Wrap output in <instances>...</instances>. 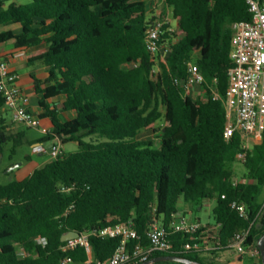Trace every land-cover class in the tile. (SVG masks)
I'll use <instances>...</instances> for the list:
<instances>
[{"label":"trees","instance_id":"obj_1","mask_svg":"<svg viewBox=\"0 0 264 264\" xmlns=\"http://www.w3.org/2000/svg\"><path fill=\"white\" fill-rule=\"evenodd\" d=\"M162 1L176 23L174 32L163 29L162 42L170 47L166 61L147 49L153 19L143 0H0V27L21 29L0 32V60L47 46L34 62L49 76L32 78L42 117L52 128L36 142L53 145L59 138L62 145L79 147L68 154L61 148L27 178L0 185V264L87 261L84 248L63 251L62 237L70 232L90 233L93 258L107 261L120 240L102 238L100 231L128 221L144 244L151 223L168 230L175 249L152 258L213 264L234 233L248 228L247 244L258 247L264 234V133L246 150L244 162L238 160L242 134L224 136L232 26L251 20L247 0ZM190 62L200 67L205 89H215L219 98L194 100L177 84L187 77ZM5 108L0 93V157L10 144L16 155L26 140L24 131H13ZM60 113L73 117L63 121ZM145 133L153 136L142 138ZM237 162L245 169L241 178ZM206 200L216 203L221 246L209 254L183 252L198 234L174 233L170 223L181 212L180 203L195 213ZM233 202L247 206V217Z\"/></svg>","mask_w":264,"mask_h":264},{"label":"built area","instance_id":"obj_2","mask_svg":"<svg viewBox=\"0 0 264 264\" xmlns=\"http://www.w3.org/2000/svg\"><path fill=\"white\" fill-rule=\"evenodd\" d=\"M247 5L251 20L236 22L232 26V67L228 72L227 123L224 132L226 140H230L236 132L242 134L244 151L238 154L240 162L246 160V150L262 141L264 133V0H247ZM150 18L153 20L146 31L147 49L158 60L166 61L170 47L168 42H162L163 29L168 26L167 32H174L175 27L171 23L175 20L158 14H151ZM26 55V50H19L13 53L9 60H0V93L14 123L37 128L41 125V120L29 109L30 98L21 89L19 76L10 63ZM204 83L205 77L195 62L189 63L186 78L177 79V84L194 100L207 101L210 95L219 98L217 91L211 89L209 93ZM48 131L47 128L42 129L44 134ZM61 147L62 143L58 138L51 148L54 157L60 153ZM34 150L38 153L46 152L42 144L35 145ZM232 207L237 209L241 217H247L248 209L244 203L233 202ZM263 211L264 203L260 214ZM220 228V224L208 227L200 221L186 217L179 220L174 218L170 223V229L174 233L198 234L193 242L182 247L183 252L202 254L214 252L221 246ZM249 235L250 228L235 232L225 248L260 260L259 248L254 244H247ZM90 236V233L80 234L78 238L67 241L63 248L64 252L84 248L89 256L87 261L79 263L64 257L60 264H142L151 260L155 253H167L175 249L168 230L159 222L151 223L146 244L143 243L144 238L136 230L133 221L118 223L101 230L100 237L120 240V244L107 261L93 258ZM38 242L44 245L47 243L44 238Z\"/></svg>","mask_w":264,"mask_h":264},{"label":"crops","instance_id":"obj_3","mask_svg":"<svg viewBox=\"0 0 264 264\" xmlns=\"http://www.w3.org/2000/svg\"><path fill=\"white\" fill-rule=\"evenodd\" d=\"M13 1L15 2V0ZM143 1H145L148 4L149 12L151 14H154V15L158 14L161 16L165 15L164 12L159 11V5L162 3L165 4L162 0H143ZM7 30H13L15 33H20L21 31L20 27L13 26V25L0 27V32L7 31ZM46 51H47V46L45 44L31 48V49H27L26 50L27 55L24 58L11 61L10 63H11L12 69H14V71L19 76V85L21 89L30 98L29 109L36 116L40 118L43 128H47L48 130H50L52 128L51 121L49 118L42 117V115L44 114V110L41 108L39 104L40 97L35 92L34 80L32 78V74L36 78L43 80V81L48 78L49 73H48L47 68L41 65L39 62H34V58L36 56H39ZM26 67L30 68L29 71L25 73H21V71ZM50 103H53V102L50 101ZM4 110L6 113L9 112L6 108ZM59 117L61 120L66 121V120L71 119L73 116L71 113H60ZM11 119H12V116L10 117V120ZM38 144H41V143L34 141L32 142L31 145L32 147H34L35 145H38ZM42 145L44 146V144ZM64 147L65 145H62V149H64ZM45 148H46V152H44V154L43 153H39V154L42 156L50 155V157L48 159H45L42 165L47 164L54 158L51 152L52 143H50L49 147H45ZM215 205H216L215 201L206 200L203 202V206L200 207L198 211L203 210V209L213 211L215 208ZM180 211L181 212L177 214V217H176L177 220H179L182 217L189 218L190 215L194 213L193 208H191L189 204H185V203H180ZM192 220H199L202 223L201 219L198 217H196L195 219L192 218ZM205 225L215 226V221L214 223L208 222ZM246 257H249L252 260L251 264H258L260 261L250 255H240L236 253L234 250L225 249V250L220 251L216 255V258L213 259V264H247L245 261Z\"/></svg>","mask_w":264,"mask_h":264},{"label":"rangeland","instance_id":"obj_4","mask_svg":"<svg viewBox=\"0 0 264 264\" xmlns=\"http://www.w3.org/2000/svg\"><path fill=\"white\" fill-rule=\"evenodd\" d=\"M18 4H28L31 0H15ZM159 11L164 12L165 16L173 20L172 9L166 6L165 4L159 5ZM171 25L176 26V23L172 21ZM30 68H24L21 73L29 71ZM7 118L10 119L11 113H6ZM11 125L13 126V131H24L26 133V140L24 145L20 146L17 150L16 155H12V144L6 147L4 154L0 157V185H6L14 181L22 180L31 175L36 169L42 168L44 165L42 163L45 159H48L50 155L42 156L34 150L32 147V142L39 140L45 134L42 132L43 125L41 124L37 128H27L23 124L14 123L13 120H10ZM153 136V133H145L142 138H150ZM45 147H49L50 143H44ZM62 148V147H61ZM78 144L75 142H69L65 144L64 153L68 154L78 150ZM44 154V153H43ZM54 157V156H53ZM236 174L238 178H241L245 174V169L240 162H237L234 165ZM196 217L200 218L202 223L205 225L208 222L214 223V214L210 210H199L190 215L189 218L195 219ZM247 264H251L252 260L249 257L245 259Z\"/></svg>","mask_w":264,"mask_h":264},{"label":"water","instance_id":"obj_5","mask_svg":"<svg viewBox=\"0 0 264 264\" xmlns=\"http://www.w3.org/2000/svg\"><path fill=\"white\" fill-rule=\"evenodd\" d=\"M79 236H80V234L77 232H70V233H68L62 237V241L67 242L69 240L78 238ZM258 248L260 250L262 262L264 264V234L262 235V237L258 241ZM170 261L180 262V263H184V264H198V263L191 261L187 258H182V257H177V256H169V255H165V256H161V257H155V258H152L151 260H149L148 262H145L142 264H157V263L170 262Z\"/></svg>","mask_w":264,"mask_h":264}]
</instances>
